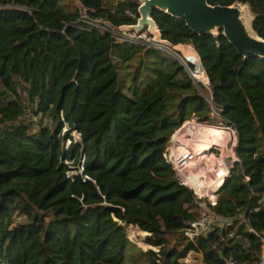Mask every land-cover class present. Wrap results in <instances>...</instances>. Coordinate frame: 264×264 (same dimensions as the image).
I'll return each mask as SVG.
<instances>
[{
	"label": "trees",
	"instance_id": "1",
	"mask_svg": "<svg viewBox=\"0 0 264 264\" xmlns=\"http://www.w3.org/2000/svg\"><path fill=\"white\" fill-rule=\"evenodd\" d=\"M59 2L0 0V264H181L189 253L202 264H257L264 256V60L239 55L220 33L197 35L151 13L163 40L198 57L222 109L215 121L234 128L240 159L211 208L231 224L188 240L194 198L163 152L184 120L207 117V90L159 50L73 25V2L114 26L132 25L127 13L138 16L137 0ZM207 2L247 5L264 40V0ZM27 115L38 117L36 129ZM129 226L157 251L141 252L127 238Z\"/></svg>",
	"mask_w": 264,
	"mask_h": 264
},
{
	"label": "built area",
	"instance_id": "2",
	"mask_svg": "<svg viewBox=\"0 0 264 264\" xmlns=\"http://www.w3.org/2000/svg\"><path fill=\"white\" fill-rule=\"evenodd\" d=\"M75 6L78 11L77 19L73 22L75 28L96 30L118 42L151 47L169 56L177 53L173 46L167 47L154 42L147 29L127 31L102 18L91 16L78 3ZM127 17L135 20V23L138 18L132 13H127ZM194 56L198 59L196 55ZM191 73L193 82L200 83L207 90L208 94L204 96L208 105L207 117L192 116L184 120L170 136L163 152V158L171 166L176 181L191 191L194 198L197 219L184 229V236L188 240L205 236L215 228L231 224V220H224L213 214L211 208L216 205L218 190L230 176L233 166L240 163L235 153L234 128L215 121L218 120L222 109L212 101L207 77L205 82H201L195 79L193 71ZM250 232L257 236L255 232L251 230ZM262 246L264 251V238ZM225 264L237 263L228 260ZM257 264H264L263 255Z\"/></svg>",
	"mask_w": 264,
	"mask_h": 264
},
{
	"label": "water",
	"instance_id": "3",
	"mask_svg": "<svg viewBox=\"0 0 264 264\" xmlns=\"http://www.w3.org/2000/svg\"><path fill=\"white\" fill-rule=\"evenodd\" d=\"M137 1L138 18L136 23L121 26L127 31L147 29L154 42L172 47L169 42L162 39L154 20L151 18L152 11L157 10L183 21L185 26L197 35H217L220 33L243 57L255 56L264 60V40L259 38L252 30L253 18L247 5L211 6L207 0ZM248 13L251 15L250 18ZM170 56L175 58L188 75L193 78L191 70L186 65V62L193 65L190 59L183 58L177 53H172Z\"/></svg>",
	"mask_w": 264,
	"mask_h": 264
},
{
	"label": "rangeland",
	"instance_id": "4",
	"mask_svg": "<svg viewBox=\"0 0 264 264\" xmlns=\"http://www.w3.org/2000/svg\"><path fill=\"white\" fill-rule=\"evenodd\" d=\"M69 0H60L59 4L62 5V4H66ZM104 1V5L106 7H112L114 6L115 4H117V2H119L120 0H103ZM76 2L72 3V6L74 8ZM248 17L250 18L251 15L250 13H248ZM173 50L177 52V54L179 55H183L185 58H188L190 59V62L194 63L195 65V70H194V74H195V71L199 70L200 74H201V71H200V65H198L197 63H195V60H194V54L192 53V51H190V49L186 48V47H179L178 46H173ZM181 52H180V51ZM194 67V66H193ZM199 74L197 73V78L199 79ZM202 79V78H201ZM202 82V80H201ZM27 120H30V122L33 123V128L36 129L37 127V123L39 122L38 121V117L34 118L32 115H27ZM47 121L43 120L42 121V124L44 125ZM66 133V130L63 129L62 131V134H65ZM73 139L74 140H78L79 136L78 134L76 133H73L71 134ZM66 145H68V142L66 143ZM71 174H73V172H71ZM264 204V198H263V203ZM126 235H127V238L130 242H132L133 244H135L140 250L141 252H145L147 249H152L153 251H157L156 248H153V247H149L147 244H145L144 242V236H146L145 233L143 232H140L138 230L137 227H133V226H129L127 227V230H126ZM181 264H202L201 262V257L198 255V254H193V253H189L184 259H182L180 261Z\"/></svg>",
	"mask_w": 264,
	"mask_h": 264
},
{
	"label": "crops",
	"instance_id": "5",
	"mask_svg": "<svg viewBox=\"0 0 264 264\" xmlns=\"http://www.w3.org/2000/svg\"><path fill=\"white\" fill-rule=\"evenodd\" d=\"M179 47H186V48L190 49V51H192V53L194 54L193 50H192L190 47H188V46H185V45H178V48H179ZM179 51H180V50H179ZM180 52H181V51H180ZM194 55H195V54H194ZM181 56L184 57L183 55H181ZM194 60H195V59H194ZM195 63H196V60H195ZM198 65H199V64H198ZM199 69H200V71H201V74H200V72H199V70H198V68H197V70H196V72H195V73H196V74H195V75H196L195 77L197 78V73H198L200 77H199V79H198V78H197V79H198V80H202V81H204L205 76H204V74H203V72H202L201 66H200ZM201 78H202V79H201Z\"/></svg>",
	"mask_w": 264,
	"mask_h": 264
},
{
	"label": "bare ground",
	"instance_id": "6",
	"mask_svg": "<svg viewBox=\"0 0 264 264\" xmlns=\"http://www.w3.org/2000/svg\"><path fill=\"white\" fill-rule=\"evenodd\" d=\"M193 66H194V65H193ZM201 67H202V66H201ZM202 69H203V68H202ZM194 70H195V69H194ZM203 71H204V70H203ZM195 72H196V71H195ZM193 73H194V72H193ZM195 74H196V73H195ZM195 74H194V76H196ZM203 74H204V73H203ZM195 79L198 80L196 77H195ZM198 81H201V80H198ZM205 81H206V80H205ZM205 81H204V82H205ZM202 82H203V81H202Z\"/></svg>",
	"mask_w": 264,
	"mask_h": 264
}]
</instances>
